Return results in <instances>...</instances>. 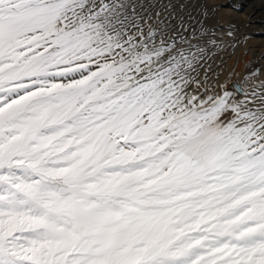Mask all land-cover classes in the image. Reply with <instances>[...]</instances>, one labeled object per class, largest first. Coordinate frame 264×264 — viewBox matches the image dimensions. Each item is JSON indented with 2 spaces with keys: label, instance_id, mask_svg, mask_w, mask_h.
Instances as JSON below:
<instances>
[{
  "label": "snow or ice",
  "instance_id": "1",
  "mask_svg": "<svg viewBox=\"0 0 264 264\" xmlns=\"http://www.w3.org/2000/svg\"><path fill=\"white\" fill-rule=\"evenodd\" d=\"M136 7L0 0V264H264L260 70Z\"/></svg>",
  "mask_w": 264,
  "mask_h": 264
},
{
  "label": "rangeland",
  "instance_id": "2",
  "mask_svg": "<svg viewBox=\"0 0 264 264\" xmlns=\"http://www.w3.org/2000/svg\"><path fill=\"white\" fill-rule=\"evenodd\" d=\"M132 2L140 15L152 18L150 22L163 21L169 35L179 33L206 48L207 56L198 68L199 78L207 72L208 83L216 85L215 91H221L219 85L224 84L232 90L235 83L250 91L252 81H245V77L255 69L264 79V0ZM213 40L215 46L210 43Z\"/></svg>",
  "mask_w": 264,
  "mask_h": 264
}]
</instances>
